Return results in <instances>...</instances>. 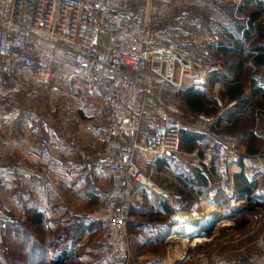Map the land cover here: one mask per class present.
<instances>
[{
    "label": "crops",
    "instance_id": "1",
    "mask_svg": "<svg viewBox=\"0 0 264 264\" xmlns=\"http://www.w3.org/2000/svg\"><path fill=\"white\" fill-rule=\"evenodd\" d=\"M189 3L191 6L197 7V10L192 12L184 7ZM240 3L241 0H182L181 12L176 16L177 5H170L169 0H156L157 8H170L173 14L170 20H164L158 24L160 30L157 32L169 35L170 39H173L172 35L183 39L180 49L184 51L190 61L192 59L196 64V73L199 69H205L208 75L212 70L210 64L213 63V60L210 58L205 60L207 57L204 54L208 52V47L220 38L217 25H228L224 18V12L228 5L236 4L234 11L236 16ZM135 7L142 15L141 5L136 4ZM180 21L191 26L185 31H181L178 27ZM259 21L264 24V13L260 16ZM211 37L213 41L209 42L208 39ZM202 45L206 46L205 51L201 50ZM196 52L200 55H197ZM72 74V68L55 71L49 95L35 94L33 90H28L11 93L1 100V104L6 108L7 119L0 128V169L2 170L0 189H3L5 195V213L0 216L2 217L0 220L4 225L13 219L23 220L26 215L25 211L35 208L44 214L47 220L51 221L49 227L52 231L57 229V221H60L65 227L71 226V237L73 235L75 241L71 244V260L65 264H111L110 261L104 259L102 254V227L92 225L87 219V214L92 209L105 204L121 205L125 202L124 173L110 171L106 158L114 155L120 149L130 148V141L124 137L115 136L111 131L112 115L106 107L100 89L93 83L75 79ZM142 79L151 89L160 84L148 75ZM3 81L4 90L13 87V81L6 73H3ZM217 83L221 88L220 92L214 89V85ZM160 85L166 87L165 84L161 83ZM193 85L200 90H204V87L207 86L219 104L221 106L225 104L220 98V94L225 91L221 82H216L212 87L207 85V81L205 84L192 82L184 89ZM68 86L73 90L75 98L69 96ZM167 87L169 88V86ZM174 90L179 91L178 89ZM247 93L250 94L249 89H247ZM13 99L18 101L15 107L12 105ZM253 104L256 108V115L264 114L263 98H255ZM233 105L234 103H227V108H231ZM12 108H15L14 113L10 112ZM22 113H28L29 117H22ZM35 115L40 116V121H35ZM262 129H264V122L256 116L254 136L261 141V151L254 156L246 155V141L240 137L239 132L227 134L230 139L237 142L241 152L247 157L240 163H232L223 160L219 151L218 155L222 161L221 169L225 179L215 178L214 189V194L220 191L219 183L223 181L236 194L235 175L242 173L248 179L254 187V200L260 205L257 210L259 215L256 218V233L264 232V170L260 169V165H264V131ZM12 143H16L24 149L30 146L35 147L40 162L32 163L36 168L35 174H31L33 177L28 174V167L18 163L19 156L13 158ZM207 151L212 152L213 149L207 148L202 155L199 148L191 153L182 152L183 166L177 165L179 158L181 159L179 156V158L173 157L176 160L173 163L170 161L168 168L164 166L161 169L156 163L158 159L147 157L146 169L159 173L164 171L168 174H172L173 171L178 174L181 170H188L192 166L200 170L208 169L210 166L201 168L194 157L195 154L202 157ZM260 156L262 157L260 158ZM46 170L57 184V195L48 194L49 188L45 179ZM243 170L248 171V174L245 175ZM29 182L31 183L29 184ZM175 186L178 187L179 183ZM134 190L138 191L140 201L132 210L130 223L132 264H249L248 257L256 252L252 243L254 240L243 242V240L255 237L256 233L253 235L254 229L251 224L242 226L236 224V220L228 219L225 216L226 225L222 227L220 225L221 229L227 228L226 231L233 238H237L235 242L239 243L241 240L237 246L238 250L225 253V256L232 257L231 261H227V259V263H225L215 253L211 255L207 250V247L214 246L216 232L221 229L215 231L214 228V231L211 232L200 229L196 237L205 240L203 243H192L194 238L191 239L192 242H182L181 247H176L172 244V229L175 226L173 215L167 214L160 203L152 197V193L161 194L138 184H134ZM40 192L47 193L48 198L41 199ZM238 199L244 200L247 206L246 198ZM194 202L200 203L201 211L208 212L209 208L222 210L214 200L196 197ZM6 204L19 207V212H16L14 208L8 209ZM69 205H71V211L69 208L64 209ZM244 209L236 213L240 214ZM168 211H172L171 208ZM207 217L205 215L201 219L203 224L207 222ZM236 219L239 217L237 216ZM237 252L240 254L239 258L237 255H233ZM56 253L50 250L53 257L56 256Z\"/></svg>",
    "mask_w": 264,
    "mask_h": 264
},
{
    "label": "built area",
    "instance_id": "2",
    "mask_svg": "<svg viewBox=\"0 0 264 264\" xmlns=\"http://www.w3.org/2000/svg\"><path fill=\"white\" fill-rule=\"evenodd\" d=\"M155 3L156 0H0V128L7 119L2 99L28 90L49 95L55 71H65L71 61L72 76L95 84L103 94L112 115L113 134L130 141V148L120 149L106 158L110 171L124 173L125 202L105 204L87 214L91 223L102 227V254L111 264H132L129 222L133 208L140 201L134 184L156 191L150 177L140 168L138 158L164 159L169 153L179 158L181 155L183 122L169 112L163 88H149L142 77L148 75L178 90L185 88L187 80L199 84L207 81L205 69L192 73L190 59L177 48L180 42L173 40L166 46L153 43L157 36L170 38L165 33H156L154 26L173 16L170 8L159 9ZM136 4L141 5L142 15ZM169 4H175V0H169ZM190 26L184 21L178 24L181 31ZM105 27L110 29L108 42L102 38ZM208 41L212 42L213 38ZM3 73L13 81V87L8 90L3 88ZM258 85L264 90V83L258 82ZM67 92L75 98L70 86ZM10 112L14 113L15 108ZM22 117L29 115L22 113ZM34 119L38 122L40 116L35 115ZM199 120L204 126L195 125L194 129L211 134L208 124L213 123L212 119L200 116ZM216 141L223 160L240 163L247 157L233 139L216 137ZM15 145L11 144L13 152H19L21 161L40 162L34 146L24 149ZM194 157L201 168L209 167L213 158L210 151ZM177 165L183 166L184 161H178ZM260 169L264 170L263 164ZM243 172L248 174L246 170ZM144 179L152 185H145ZM47 185L48 194H58L54 183L47 182ZM219 188L224 191L232 211L245 208L246 202L239 200L226 183L220 182ZM48 194L43 192L40 198L46 200ZM160 194L173 212L172 237L184 236L190 227L196 232L206 230L201 225L205 215L206 221L218 219L215 227L224 220L223 212L217 208L213 215L201 211L200 203L188 206L181 193L161 191ZM255 244L259 252L249 263L264 264V233Z\"/></svg>",
    "mask_w": 264,
    "mask_h": 264
},
{
    "label": "trees",
    "instance_id": "3",
    "mask_svg": "<svg viewBox=\"0 0 264 264\" xmlns=\"http://www.w3.org/2000/svg\"><path fill=\"white\" fill-rule=\"evenodd\" d=\"M263 1L241 0L236 16V4H229L224 12L228 25H217L220 38L208 47L207 53L204 52L207 57L205 60H213L210 64L212 70L207 75V85L212 87L216 82L224 85L225 91L220 94V98L225 104L221 106L215 97L194 85L178 91L180 99L190 111L215 117V122L211 134L198 133L189 123L183 126L182 151L191 153L199 148L202 155L207 148H212L213 158L208 169L200 170L192 166L178 174L176 172L179 183L176 189L183 195L188 206L196 197L214 200L226 218L236 220V224L242 226L249 224L251 217L248 214L257 212L260 205L254 200L253 185L242 173L235 175V183L237 198L247 200L243 212L238 214L231 211L224 191L214 194L215 178L225 179L216 136L236 131L246 141V155L254 156L261 151V141L254 136V127L256 116L264 122V114L256 115L253 101L255 98L264 99V90L258 85V82L264 83V24L259 21L264 13ZM227 103L234 105L227 108ZM174 160L172 156H167L158 159L156 163L159 169L164 166L168 168L170 161L173 163ZM152 197L167 214L173 215L172 211H168L169 203L162 195L152 193ZM25 212V219L7 221L1 228L0 264H65L70 261L71 244L75 241L73 235L71 237V226L65 227L57 221L58 227L52 231L49 227L51 221L37 209L29 208ZM237 216L239 219H236ZM130 223L131 220L129 233ZM50 250L57 252L55 257L50 254Z\"/></svg>",
    "mask_w": 264,
    "mask_h": 264
},
{
    "label": "rangeland",
    "instance_id": "4",
    "mask_svg": "<svg viewBox=\"0 0 264 264\" xmlns=\"http://www.w3.org/2000/svg\"><path fill=\"white\" fill-rule=\"evenodd\" d=\"M174 5H177V7H178V10L176 11V13H177V15L176 16H178L179 14H180V10H181V5H182V0H175V4ZM184 7H186V8H188V10H190V11H195V10H197V7H194V6H191L190 5V3L189 4H187V5H185ZM180 8V9H179ZM196 8V9H195ZM154 30H155V32L156 33H158L157 31L158 30H160V25L158 26H154ZM110 29H109V27H105L104 29H103V32H102V38H103V40L104 41H107L108 42V40L110 39ZM172 37H173V39H170V38H164V37H155L154 39H153V43L154 44H158V45H167V44H169L170 42H172L171 40H174V41H176V42H180L179 43V45L177 46V48L178 49H180V45L183 43V39H180L179 37L178 38H176L175 37V35H172ZM205 50H206V48H204ZM203 48L201 49V50H204ZM181 50V49H180ZM204 50V51H205ZM182 52H184V51H182ZM194 53H195V51H193ZM196 54L197 55H200V53H198V52H196ZM201 57V56H200ZM191 63H192V73L193 74H196V64H194V62L192 61V59H191ZM72 63H71V61H69L68 62V67L66 68V69H71L72 68V65H71ZM200 65H202V63H200ZM145 82V81H144ZM160 83V82H159ZM158 83V84H159ZM190 83H192V81L191 80H187V82H186V86L185 87H187V85H189ZM149 84V83H148ZM157 84V83H156ZM156 84H155V86H156ZM161 84V83H160ZM158 85V87H162L163 88V90H164V94H163V97H164V101H165V104H166V106H167V108H168V110H169V112L170 113H172L175 117H177V118H179L182 122H183V126H185V123H189L190 124V126L192 127V128H194V126L195 125H198V126H204L203 125V122L201 121V120H199V117L200 116H205V115H203V114H196V113H194V112H192V111H190L189 110V108L185 105V103H184V101H182L181 99H180V97H179V95H178V91L177 90H174V88L173 87H171L170 85H167V84H165V83H162V84H165L166 85V87L164 86V85ZM147 86V85H146ZM167 86H169V88L167 87ZM207 87V86H206ZM206 87H204V91H207L208 92V94H209V96L210 95H212V93H210V90H209V88L207 87V89H206ZM93 89H94V87H92ZM214 89L217 91V92H220L221 91V88H220V86H218V83L216 84V85H214ZM202 90V89H201ZM97 95V94H96ZM96 98H98L97 96H96ZM81 100H84L83 98H81ZM17 100H12V105L15 107V105H17ZM14 103V104H13ZM225 106V105H224ZM205 117H207V116H205ZM207 118H210V119H212V121H213V123L215 122V117H207ZM213 123H211V124H208V125H210V127H212L213 126ZM211 129V128H210ZM212 133V132H211ZM206 134V133H205ZM216 137H221V138H228V139H230L229 138V136L227 135V134H221V135H217ZM235 143L237 144V142L235 141ZM16 147H18L17 145H15ZM237 146H238V144H237ZM238 148H239V150L241 151V149H240V147L238 146ZM183 149H181V147H180V152H181V155H180V157L182 156V151ZM220 153H221V147H220ZM12 152H13V148H12ZM205 152V151H204ZM211 152V151H210ZM211 153H213V151L211 152ZM241 153H243V152H241ZM13 154V158L15 157V156H19V152L17 151V152H13L12 153ZM244 154V153H243ZM12 157V156H11ZM20 157V156H19ZM147 157H149V156H146V157H140V158H138V163H139V165H140V168L141 169H143L144 171H145V174L148 176V177H150V179H151V181L154 183V185H155V189H156V191L157 192H161V191H168V192H178V193H180L179 191H177V189H176V186L175 185H178V180H177V177H176V172H172V174H168V173H166V172H164V171H161L160 173L159 172H156V171H149V169L147 170L146 169V160H147ZM262 156H260V158H261ZM2 160H3V158H1ZM179 161H183V159H182V157H181V159L179 158ZM18 163H20L22 166H26V167H28V169H29V172H28V174L30 175V177H33L31 174H35V172H36V168H35V166L33 167V162H30V161H28V160H24V161H21V158H20V161L18 162ZM211 164V163H210ZM31 165V166H30ZM1 168V167H0ZM174 174H175V176H174ZM0 175L2 176V170L0 169ZM1 178V177H0ZM45 179H46V181L47 182H52V183H55L53 180H52V178H51V175H50V173L48 172V170H46V172H45ZM30 181H31V179H30ZM32 182V181H31ZM31 182H29V184L31 183ZM223 182V181H222ZM48 184H50V183H48ZM56 187H57V184L55 183L54 184ZM64 186H66V184H63ZM58 189V188H57ZM148 189H150V190H153L152 188H149L148 187ZM1 191H0V216L2 215L3 216V214L5 213V203H4V198H5V195H4V192H3V189L1 188L0 189ZM153 191H155V190H153ZM63 194V193H62ZM8 203V202H7ZM7 205V207H8V209H10V208H14L15 209V211L17 212H19V207H17V206H11L10 204H6ZM64 208V207H63ZM69 208V210L71 211V205H69V207H66V208H64V209H68ZM96 209V208H95ZM215 209V208H214ZM91 211H93V209L91 210ZM222 211V210H221ZM90 213V212H89ZM248 215H250L249 217H251L250 218V224H251V226H252V228L254 229V231L252 232L253 233V235L256 233V231H257V221H256V218H257V216L259 215V212L257 211V212H252L251 214H248ZM2 217H0V219H1ZM222 221H224V223H226V221L225 220H222ZM256 221V222H255ZM224 223H222V224H224ZM3 221L2 220H0V235H1V228L3 227ZM221 225V224H220ZM222 227V226H221ZM221 227L220 226H217V227H215V231H216V229L218 230V229H221ZM227 230V228H223V229H221V230H219V231H217L216 232V242L214 243V246H210V247H207V250H208V252H209V254H211L212 255V253H215L217 256H219V258H221L225 263H227L226 262V260L227 261H231L232 260V257L231 256H225V253H227L228 251H234V250H238V247L237 246H239V243H240V241H239V243L238 242H235V239H237V238H233V236L228 232V231H226ZM214 231V230H213ZM262 233H264V232H257L256 234H255V237H253V238H248V240H243V242H247V241H250V242H252L253 240H254V242H252L253 243V246L255 247V249H256V252H254V254H251L249 257H248V261H250L255 255H257L258 254V249H257V247H256V241H257V239L259 238V235H261ZM101 234H102V232H101ZM102 236V235H101ZM174 238V237H173ZM255 238V239H254ZM1 242H2V240H1ZM131 242H132V240H131ZM173 245H175L176 247H181V244H183L182 243V241H178V240H176L175 238L173 239V243H172ZM212 245V244H211ZM216 248V249H215ZM1 251V250H0ZM252 252V251H251ZM1 253V252H0ZM229 254H231V253H229ZM233 255H237V257L239 258L240 256H238V255H240L239 254V252H237L236 254H233ZM242 255V254H241ZM243 256V255H242ZM240 259H242V258H240ZM249 263V262H248ZM250 264V263H249Z\"/></svg>",
    "mask_w": 264,
    "mask_h": 264
},
{
    "label": "bare ground",
    "instance_id": "5",
    "mask_svg": "<svg viewBox=\"0 0 264 264\" xmlns=\"http://www.w3.org/2000/svg\"><path fill=\"white\" fill-rule=\"evenodd\" d=\"M144 183H145V185H147V186H151L152 184L148 181V180H145L144 179ZM209 212L212 214L213 213V215L214 214H216V211H215V209L214 208H209ZM213 217H215V216H213ZM204 222V221H203ZM222 223H224V221H221L220 222V224H222ZM203 224V223H202ZM184 229V228H183ZM197 230H195V228H189L188 229V233L185 231L184 232V236H182V235H175V236H173V237H176L175 239L176 240H178V241H182V242H184V243H189V242H192V240L190 239L191 237H194V236H191V235H195V234H197L198 232H196ZM172 237V239H174ZM205 240H203V239H200V238H195V240H193V242L192 243H194V244H197V243H203Z\"/></svg>",
    "mask_w": 264,
    "mask_h": 264
},
{
    "label": "water",
    "instance_id": "6",
    "mask_svg": "<svg viewBox=\"0 0 264 264\" xmlns=\"http://www.w3.org/2000/svg\"><path fill=\"white\" fill-rule=\"evenodd\" d=\"M167 155L172 156V157H176V155L170 154V153ZM217 221H218V219H216L215 221H207L202 226H204L208 232H211L215 228Z\"/></svg>",
    "mask_w": 264,
    "mask_h": 264
}]
</instances>
